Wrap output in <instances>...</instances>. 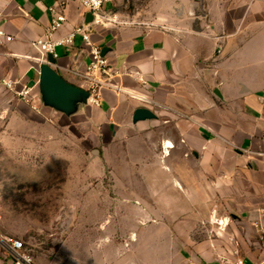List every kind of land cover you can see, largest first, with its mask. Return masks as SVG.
<instances>
[{
    "label": "crops",
    "instance_id": "obj_1",
    "mask_svg": "<svg viewBox=\"0 0 264 264\" xmlns=\"http://www.w3.org/2000/svg\"><path fill=\"white\" fill-rule=\"evenodd\" d=\"M150 7L126 20L111 6L116 22L92 32L118 87L94 102L81 36L47 70L33 45L52 9L66 17L53 39L82 25L80 1L0 0V169L22 184L93 169L97 195L135 202V228L105 225L134 239L99 246L131 252L113 264H264V0Z\"/></svg>",
    "mask_w": 264,
    "mask_h": 264
},
{
    "label": "rangeland",
    "instance_id": "obj_2",
    "mask_svg": "<svg viewBox=\"0 0 264 264\" xmlns=\"http://www.w3.org/2000/svg\"><path fill=\"white\" fill-rule=\"evenodd\" d=\"M153 1L117 0L106 8L112 6L113 12L119 11L126 20L151 19L158 13L150 7ZM61 167L54 165L57 169L50 178L35 184L26 180L22 184L23 179H16L17 171L4 164L5 169H0V234L22 240L35 264H113L115 259H126L131 253L127 249H102L99 246H113L117 242L128 246L134 240H122L113 230H105V225L109 229L117 225L123 229L135 228V220L130 218L137 209L135 202H107L97 195L93 186V169L81 173L75 169L64 171ZM134 188V193L139 194L140 188ZM81 191L86 194L84 197L76 195ZM153 233L160 238L165 230L155 228ZM150 256L148 260L154 263L155 259ZM0 257L2 264H6V253L1 246Z\"/></svg>",
    "mask_w": 264,
    "mask_h": 264
},
{
    "label": "built area",
    "instance_id": "obj_3",
    "mask_svg": "<svg viewBox=\"0 0 264 264\" xmlns=\"http://www.w3.org/2000/svg\"><path fill=\"white\" fill-rule=\"evenodd\" d=\"M84 15H90L88 20L82 25L77 26L67 36L59 39H53V33L60 29L65 21L66 17L63 12L52 9V20L48 33L36 41H34V47L41 54V62L43 64L54 65L56 59L59 58L58 48L63 46H69L73 44L77 36H81L84 44L89 48V63L87 65L86 72L82 75L83 80L87 83L86 90L91 96V100L97 102L100 98L101 92L104 89L117 90L118 87L114 84V79L117 76V72L103 54L102 48L95 44L92 40V32L99 26L106 23H115L114 14L111 10L106 8L109 5H113L117 0H79ZM10 41L11 37L0 29V41ZM54 62H51V61ZM6 86L12 88V82H6ZM21 96L26 98L27 92H21ZM0 246L6 253V264H35L34 257L30 250H28L26 244L11 235L0 234ZM220 264H230L227 261ZM232 264H246L242 259H237Z\"/></svg>",
    "mask_w": 264,
    "mask_h": 264
},
{
    "label": "water",
    "instance_id": "obj_4",
    "mask_svg": "<svg viewBox=\"0 0 264 264\" xmlns=\"http://www.w3.org/2000/svg\"><path fill=\"white\" fill-rule=\"evenodd\" d=\"M89 18H90V15L87 16L86 20H88ZM51 62H54V61L52 60ZM44 67L47 70L49 68V64H44ZM85 94L88 95L87 91L85 92ZM152 116H153L152 113L150 111H148L147 109H139L137 114H136L137 118H148V117H152Z\"/></svg>",
    "mask_w": 264,
    "mask_h": 264
}]
</instances>
